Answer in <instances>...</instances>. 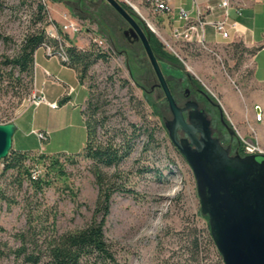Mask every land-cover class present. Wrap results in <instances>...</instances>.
Segmentation results:
<instances>
[{"label": "rangeland", "instance_id": "1", "mask_svg": "<svg viewBox=\"0 0 264 264\" xmlns=\"http://www.w3.org/2000/svg\"><path fill=\"white\" fill-rule=\"evenodd\" d=\"M40 3L46 7L47 18L45 23L35 24ZM68 21L81 27V33L67 34L79 48L88 49L94 44L93 38H99L103 45L98 48L110 55L109 62L93 68L91 76L95 80L86 82L105 94L106 103L99 116L106 121L98 140L121 134L130 124L140 129L141 137L133 141L134 154L117 168L103 169L114 176L116 187L126 185L134 192H116L112 197L104 233L116 260L120 264H225L211 237L209 218L201 212L193 171L165 127L172 113L163 90L157 86L156 74L142 44L125 35L128 23L106 0H0V124L14 122L23 114L24 128L14 138L13 148L31 152V156L65 154L61 157L64 175L52 173L50 186L39 193L27 178L20 184L19 176L5 172L6 164L0 163V264H28L14 253L24 244L22 235L27 253H45L53 238L85 228L94 218L99 195L94 167L90 160L77 155L84 152L87 130L80 103V96L86 92L75 72L65 69L58 57L48 64L47 50L40 48L38 62L56 77L46 79L44 84L45 77L38 74V85L46 98L55 101L65 85L73 88L72 93L75 88L76 95L62 108L52 110L43 104L34 110L31 99L33 94L38 95L35 80L30 86L23 78L20 85L10 80L11 71L3 65L6 58L18 54L26 35L37 29L49 34L55 30L54 23L63 28ZM164 38L169 39L165 34ZM168 42L170 46L164 44L166 50L177 55L184 72L194 77L164 73L178 105L183 104L186 90L192 93L191 99L200 98L194 89L201 85L231 127L246 140H256L245 129L247 125L235 122L222 102V93L227 90H240L245 96L255 87L252 56L243 52L244 47L234 48L231 42L218 40L214 53H209L181 42ZM191 80L195 83L188 82ZM255 98L264 106V83L255 91ZM201 106L205 107L203 102ZM208 111L218 126V110ZM153 128L156 142L144 151L147 130ZM32 130L49 132V139L41 143ZM252 133L255 137L254 130ZM240 136H236L237 141ZM144 166L155 172L141 173ZM42 173H47L45 168Z\"/></svg>", "mask_w": 264, "mask_h": 264}, {"label": "trees", "instance_id": "2", "mask_svg": "<svg viewBox=\"0 0 264 264\" xmlns=\"http://www.w3.org/2000/svg\"><path fill=\"white\" fill-rule=\"evenodd\" d=\"M122 6L132 14L141 26L146 28L143 21L129 6L123 3ZM36 13L35 24L45 23L47 14L46 7L43 3L37 6ZM54 25L57 27L59 34L61 36L63 35L61 42L49 37L45 29H37L26 35L17 55L11 58L8 57L3 61V65L11 71L9 73L10 80L16 81L21 85L23 78H27L31 86L35 78L37 51L40 48L49 46L52 47L56 53L60 50V45L64 47V51L68 57V62H62L63 65L76 71L80 83L86 85V82L95 80L93 78L94 76H91L93 68L100 62H109L110 55L99 49L96 44L91 45L88 49L79 48L70 40L67 34L62 33L61 28L57 24L54 23ZM150 44L163 73H173L178 77H183L187 74L189 77H193L189 75L188 72H184V65L179 57L166 50L165 45L152 32H150ZM231 45L234 48L244 47L243 52L249 55H254L255 52H258L264 47L260 46L254 50H249L245 48L242 42H233ZM16 74L17 77H15ZM132 75L134 77V82H136L137 80L134 73ZM111 79L112 77L110 80ZM123 82L126 84L128 80H123ZM188 82L195 83L194 80ZM86 87L88 89V100L82 114L85 118L87 141L84 152L77 155L90 160L94 167L96 184L99 189L94 218L85 228L64 233L53 238L45 253H27V249L24 247L25 235H22V242L24 244L21 248L14 251V253L17 257H22L24 262L28 264H120L106 241L104 228L110 214L113 195L116 192L134 195V192L126 185L116 187V183L113 181L114 176H109L103 169L117 168L124 161L129 159L136 151V144L133 141L140 138L141 134L139 132L140 129H138L135 124H130V128L125 132L108 137L105 141H99L98 132L99 130H103L106 121V118H100L99 116L101 107L106 103L104 100L105 94L103 92H98V88L95 85L90 84L88 86L86 85ZM200 87L204 89L203 86L200 85ZM70 101V97L62 98L58 103L59 107L65 106ZM152 107L154 109L153 113L156 114V106L152 104ZM225 121L230 125L226 119ZM155 137L154 128L148 129L147 144L144 151H147L148 146L156 142ZM238 150L241 155H245L241 144H239ZM64 155L65 154L45 155L41 153L31 156V152L16 151L12 148L8 157L1 162L6 164L5 172H15L19 176L17 180L20 184L23 182V179L27 178L34 191L39 193L43 191L44 187L50 186L52 180L49 176L52 173L64 175L63 165L61 163V157ZM30 161L33 164L28 166L27 163ZM36 164L42 165L47 173L45 176L33 180L31 177V170ZM153 172L155 171L150 166H144L141 173ZM206 218L208 219V216H206Z\"/></svg>", "mask_w": 264, "mask_h": 264}, {"label": "water", "instance_id": "3", "mask_svg": "<svg viewBox=\"0 0 264 264\" xmlns=\"http://www.w3.org/2000/svg\"><path fill=\"white\" fill-rule=\"evenodd\" d=\"M106 2L128 23L125 35L142 44L156 74L157 86L172 113L165 127L193 171L201 212L209 218L210 232L224 263L264 264V154L241 155L237 150L232 155L231 146L225 148L213 137L211 121L197 102L180 107L151 47L150 31L117 0ZM185 111H189L188 119ZM17 130L15 122L0 124V163L13 148ZM179 130L187 138L180 139ZM227 130L232 137L237 135L232 127L227 126Z\"/></svg>", "mask_w": 264, "mask_h": 264}, {"label": "built area", "instance_id": "4", "mask_svg": "<svg viewBox=\"0 0 264 264\" xmlns=\"http://www.w3.org/2000/svg\"><path fill=\"white\" fill-rule=\"evenodd\" d=\"M129 6L137 16L143 21L145 27L150 32L155 33L167 46L168 40L174 42H181L189 46L204 50L209 53H214L213 47L216 46L215 42L222 40L223 42H231L233 40V34L239 35L240 25L236 21H232L230 18V12L234 7V0H217L213 5H209L205 8L197 4L196 0H192L194 6L193 13L180 8L178 16L183 21L182 26H175L172 28L171 36H166L169 39L164 38V34H161L156 19L161 15H169L173 13V9L168 3V0H117ZM237 15H242V8H237ZM52 33H49V37L57 39L61 42V37L56 26ZM209 29L212 30V36L209 33ZM62 33L69 35H77L81 33V27L77 23L68 21L61 28ZM242 37V36H240ZM93 42L96 45L102 46L103 40L99 38H93ZM171 48V47H170ZM47 55L49 57H58L62 62H68V57L64 51V47L60 45V50L55 53L52 47H45ZM171 50H173L171 48ZM177 56V55H176ZM178 57V56H177ZM48 77L50 76L46 72ZM73 88H69L68 93H71ZM37 94H33L31 99L32 105L38 107L42 104H46L51 109L59 108L57 102H49L43 93L42 89L37 90ZM236 134L240 136L239 132L235 128ZM41 143L46 142L49 139V132L39 131L34 132ZM236 135V136H237ZM239 144L242 145L245 155H261L264 154L263 148L256 140H246L240 136ZM44 167L42 165H34L31 170V177L33 180H37L42 177V171Z\"/></svg>", "mask_w": 264, "mask_h": 264}, {"label": "crops", "instance_id": "5", "mask_svg": "<svg viewBox=\"0 0 264 264\" xmlns=\"http://www.w3.org/2000/svg\"><path fill=\"white\" fill-rule=\"evenodd\" d=\"M196 1H197V4H199L203 8L209 5H213L217 2V0H196ZM168 3L173 9V13L169 15L159 16L156 19V22L159 28L161 29V31H163L164 34L169 37L171 36V31L173 27L183 25V21L180 20L178 16L179 9L183 8L193 13L194 15V6L192 3V0H168ZM233 5L234 7L232 8L230 12V18L232 21H236L239 23L240 33L239 35L233 34V40L231 41V43L242 42L245 48L249 50H254L255 48L264 46V0H234ZM237 8H242L241 16L237 15V11H236ZM209 33L212 36V30L209 29ZM216 43L220 44L218 42H215V44ZM75 44L78 45L77 43ZM251 56H252V61L254 65L252 83H254L255 87L253 91L249 95L244 96L240 92V90L238 92L227 90L226 93L225 92L222 93V102H223V105L231 113L235 122L238 125H245V126L247 125L248 127H246L245 129L249 131L251 137L254 139L256 138V141H258V143L264 148V106L258 105V102H256V98H255V91L260 89L261 85L264 83V47L260 49L258 52H255V54ZM47 57L48 59L46 61L49 64L50 62L53 61L54 57H49L48 55ZM38 68H41V70L39 71ZM64 68L75 72L79 85L86 92L85 94H82V96H80L82 98L80 101V103H82L81 105V114H82V111L84 110L86 102L88 100V89L86 85H82L80 83L78 79V75L75 70L67 66H64ZM46 72L49 73L50 75L49 77L46 74ZM39 73L45 77L44 84L46 82V79L50 80L52 78H56L54 74L49 69H47L46 66L38 62L37 53H36L34 80H35V87L37 90L40 89L38 85V74ZM64 87L65 88L62 89V91H60V94L58 95L57 99L51 102L59 103V101L64 97L71 98V101L66 105H70L73 102V100L75 99V95H76L75 88H74L73 93L72 92L68 93L69 88L66 87V85ZM48 101L50 102L49 99ZM59 108H62V107H59ZM32 109L36 110V107ZM22 115L19 116L14 121L18 126V130L15 133L14 138L17 137V134L19 133L22 134V131L24 128V121L22 119L23 118ZM82 117L85 123V118L83 114H82ZM252 130L255 131V137L253 136L254 133H252ZM32 131L34 132L35 130H32ZM14 149L16 151L20 150V149H17L16 147Z\"/></svg>", "mask_w": 264, "mask_h": 264}, {"label": "flooded vegetation", "instance_id": "6", "mask_svg": "<svg viewBox=\"0 0 264 264\" xmlns=\"http://www.w3.org/2000/svg\"><path fill=\"white\" fill-rule=\"evenodd\" d=\"M192 85L194 84L191 83L190 86L192 87ZM194 91L198 94V96H200L201 99L200 98H198L197 100L191 99L192 93L186 90L183 95L184 102L182 105H180V107L184 108L187 103L195 101L199 104V109L205 112L206 116L208 117V119H210V121L212 119L210 117L211 114L208 110L212 109L215 113V110L217 109L219 112V125L215 126L214 123L211 121V130H212L213 137L218 138L225 148L231 146V154L234 155L238 150L239 143L237 141L236 135L232 137L227 130V126L229 127L231 126L225 121V119L221 115V110L218 107H215L216 104L212 101V99L206 97V94L202 88L196 86ZM201 102L204 103V106H205L204 108H202ZM188 114H189V111L184 112L186 119H188ZM223 137H225V140L223 139ZM179 138L185 139L187 138V135L182 130H179Z\"/></svg>", "mask_w": 264, "mask_h": 264}]
</instances>
